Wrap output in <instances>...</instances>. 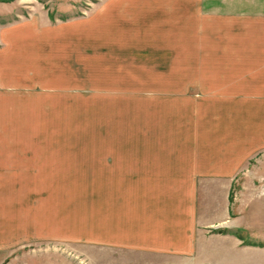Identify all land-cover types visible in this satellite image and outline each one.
I'll list each match as a JSON object with an SVG mask.
<instances>
[{
    "label": "rangeland",
    "instance_id": "374dc122",
    "mask_svg": "<svg viewBox=\"0 0 264 264\" xmlns=\"http://www.w3.org/2000/svg\"><path fill=\"white\" fill-rule=\"evenodd\" d=\"M261 8L264 0H0L2 264H182L156 245L162 211L174 224L170 200L190 198L168 173L169 155L189 169L196 158L209 169L218 155L222 165L224 134L247 139L230 203L257 233ZM211 182L197 194L207 221L225 214L223 187ZM132 214L138 240L146 226L154 232V256L100 245L111 217L123 218L124 234Z\"/></svg>",
    "mask_w": 264,
    "mask_h": 264
},
{
    "label": "crops",
    "instance_id": "0c3cea01",
    "mask_svg": "<svg viewBox=\"0 0 264 264\" xmlns=\"http://www.w3.org/2000/svg\"><path fill=\"white\" fill-rule=\"evenodd\" d=\"M259 13L260 17L264 19V8H261ZM261 32L264 36L263 29H261ZM260 47V57L264 58V38L260 41ZM262 81H264V75ZM261 84L263 85L262 87H264V83ZM259 95V100H263L264 90L259 93ZM261 119L263 120L264 116H262ZM191 127L190 125V130H187L188 133H193ZM194 134L196 135V129H194ZM219 135L220 133L217 127L215 128L214 137H219ZM246 140L247 139L242 140V143L237 142V140L233 142V136H230V139L226 140L224 134L222 145L227 146L228 153L226 157H224L223 164L220 165L218 160L220 158L218 155L214 164L206 170H203L200 158H196L194 162L195 166L189 169V166L187 167L186 164L183 165L184 163L181 161L180 154V156L169 155L170 172L168 173L173 176V180L177 179L179 182L178 184L188 183L190 198H188L189 200L180 199L176 201L175 198L170 200L169 207L175 206L180 213L177 215L178 217L175 218L174 224L173 218L170 216L169 212L162 211L160 214L157 220V229L160 230L158 239L161 238L162 240L161 242H156V245L161 251H158L159 253H162L164 256H172L173 260L178 259L182 264H264V209L258 208V219L256 220L259 225L258 232L253 234L251 232L252 228H250V216L246 218V216L250 214L236 213L232 207V203H230V191H232L234 186L235 178L244 171L243 168H246L245 166L242 167L244 162L247 161V154L249 153L245 151L244 144L247 143L245 142ZM241 147L244 150L242 153L239 152ZM237 154L239 155L237 156ZM147 172L148 171H146V173ZM164 173L167 174V171ZM172 176H170L171 180ZM204 178L210 179V181H212L211 183H214L216 188L218 185L223 187L222 194L225 214L222 216V219L225 222L234 221V219H236V214H238L239 221L237 224L225 227L216 226L222 223L220 216L210 217V221L200 218V212H197L199 209L198 205H200L197 194L198 187L203 183ZM176 211L174 212L176 213ZM135 216L136 214H132V218L130 217L129 232L124 234H122L125 227L123 218H116L117 216L115 218L111 217V219H114V222L112 224V222L109 221L110 226L106 227V233L105 236L101 237L102 244L100 245L102 247H107L113 244L116 248L118 246L123 248L129 247L138 252L146 253V255L154 256L156 238L153 234L154 232L151 235L149 232L147 233L146 226V233L142 235L143 240H138V226L135 225V223H137V217ZM203 221L210 222L215 226L210 228L211 225L204 224ZM171 224H173V227ZM177 232H182V234L178 236L176 234ZM171 233H174V235L172 234L171 236ZM172 238H175V240L172 241ZM165 239L170 240L165 241ZM4 258L5 253L0 250V264H2ZM168 262H171V260L169 259ZM149 264H153V261Z\"/></svg>",
    "mask_w": 264,
    "mask_h": 264
}]
</instances>
